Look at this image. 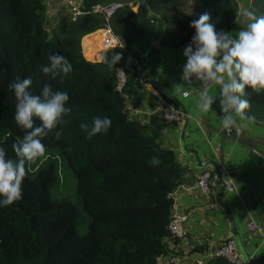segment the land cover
Listing matches in <instances>:
<instances>
[{
	"label": "trees",
	"instance_id": "1",
	"mask_svg": "<svg viewBox=\"0 0 264 264\" xmlns=\"http://www.w3.org/2000/svg\"><path fill=\"white\" fill-rule=\"evenodd\" d=\"M96 2L83 0V7ZM233 15L215 24L216 30L227 27ZM47 24L43 0H0V147L15 159L12 145L24 134L14 122L16 101L8 88L17 76L32 77L29 91L34 95L40 94L44 83L66 91L70 97L66 106L71 108L67 123L57 128L62 130L61 138L55 140L51 133L43 138L52 156L29 171L23 198L0 208V264H158L167 253L165 239L176 241L167 228L172 218L170 194L181 183L185 167L177 163L171 149L160 146L162 124H142L127 117L126 78L117 90L114 72L123 65L126 52L107 50L109 61L113 53L121 55L114 65L81 55L79 40L98 28L97 15L83 13L70 21L64 14L54 27ZM192 30L189 27L185 35ZM125 49L134 53L126 45ZM52 53L65 56L73 65L63 80H50L41 71ZM96 116L110 118L111 127L87 139L80 124H91ZM34 121L39 126L38 118ZM153 156L160 159L159 165L149 164ZM60 165L71 171L86 216L81 235L76 232L82 217L79 211L49 193L60 182ZM204 247L193 245L192 250Z\"/></svg>",
	"mask_w": 264,
	"mask_h": 264
},
{
	"label": "crops",
	"instance_id": "2",
	"mask_svg": "<svg viewBox=\"0 0 264 264\" xmlns=\"http://www.w3.org/2000/svg\"><path fill=\"white\" fill-rule=\"evenodd\" d=\"M112 2H121L123 7L109 18L107 24L135 57L133 69H126L124 75V111L128 118L139 123L162 124L158 136L160 146L171 149L177 163L185 167L181 183L170 194L171 217L184 216L180 221L183 235L175 242L165 239L167 253L158 258V264H166L169 254L180 255L179 264H194V254L198 251L192 250L193 245L207 248L226 237L233 238L228 216L216 201V186L210 187L205 194L192 187L202 170H209L213 175L210 165L196 166L195 156L200 162L212 160L222 165L221 178L230 180L232 190L223 189L220 196L247 255V261L240 255L235 264H264V90H245L244 98L252 97L247 112L255 116V122H247V127L238 126V136L223 134L218 101L212 105L211 112L199 113L196 107L198 82L185 84L180 94L172 90L173 84L182 83L186 58L178 46L188 36L185 34L192 19L207 12L212 18L218 15L215 24L221 25L234 13L228 26L219 31L235 33L244 26L235 17L238 7L244 5L255 8L258 15L264 14V0H154L151 3L146 0L145 20L137 11L139 0H97L96 3ZM44 5L48 24L52 26L66 13V9L56 3ZM141 23H146L143 28ZM157 27H160L159 32ZM101 28L103 25L100 26L98 21V28L79 40L81 55L86 60H92L84 52L96 50L103 35ZM163 101L173 103L182 112L181 124L162 120L160 107ZM184 120L181 149L179 132ZM243 123L237 118L238 125ZM209 202L214 206L210 207ZM248 222L260 225L262 235L248 231ZM205 264L223 263L210 259Z\"/></svg>",
	"mask_w": 264,
	"mask_h": 264
},
{
	"label": "clouds",
	"instance_id": "3",
	"mask_svg": "<svg viewBox=\"0 0 264 264\" xmlns=\"http://www.w3.org/2000/svg\"><path fill=\"white\" fill-rule=\"evenodd\" d=\"M235 17L244 25L235 33L217 31L207 12L190 21L189 27L195 34L183 50L186 63L182 67V83L172 86V90L180 94L185 84L198 82L196 107L199 113L211 112L212 105L218 101L220 123L225 130L247 127V122H255V116L246 111L251 105L244 98L245 90H264V14L258 15L255 8L240 5ZM119 46L124 47L122 43ZM48 59L49 64L41 71L50 80H63L73 71V65L59 53L50 54ZM120 59L119 53H113L110 61L106 55L101 57L102 61L113 65ZM32 83L30 76L23 79L17 76L8 85L16 101L14 122L24 134L12 145L15 159L9 158L6 150L0 147V208L23 198V182L31 171L30 166L46 158L43 138L51 133L59 140L62 130L57 128L67 123L65 117L71 113V108L66 106L70 99L66 91L44 83L40 94L34 95L29 91ZM34 118L40 121L39 126L35 125ZM237 118L245 123L238 125ZM111 123L108 117L96 116L91 124L82 122L80 129L91 139L106 132ZM160 163L155 156L149 160L152 166Z\"/></svg>",
	"mask_w": 264,
	"mask_h": 264
},
{
	"label": "built area",
	"instance_id": "4",
	"mask_svg": "<svg viewBox=\"0 0 264 264\" xmlns=\"http://www.w3.org/2000/svg\"><path fill=\"white\" fill-rule=\"evenodd\" d=\"M46 5L48 3H56L58 5L63 6L66 9V15L70 21H75L77 17L83 13H93V14H101L104 18L102 38L98 43V46L95 50L94 55L92 56V60L94 62H99L102 64L107 63L106 61H102V56H107V50L111 48L122 49L126 52V59L122 66H118L114 69L115 77H116V89L120 90L125 75V69H129L135 63V57L131 54L127 53L125 47L121 48L119 46L122 43V38L118 35L114 34L109 28L107 22L109 18H111L116 11L123 7V3L121 2H112L107 4L95 3L91 5L88 9L83 7V0H43ZM151 22V21H150ZM100 29V30H101ZM195 34V30L193 29L187 38L182 41L178 48L183 52L184 48L190 43L192 36ZM123 44V43H122ZM90 61V60H89ZM185 95V93H184ZM161 118L164 121H170L174 125H179L182 122L183 114L182 112L175 107V105L171 102L163 101L161 102L160 107ZM221 130L224 135H235L238 136L240 133V129L238 127H234L231 130H225L221 125ZM219 166L220 175L223 173L222 165ZM221 185L224 190L227 192L232 190L231 183L229 179L221 178ZM215 187L216 184L213 181V175L209 170H202L194 179L192 187L199 191L200 193H207L210 187ZM215 204V202L212 200ZM209 202V206L213 207L214 204ZM184 218L182 217H172L168 222L167 228L172 237L176 239L181 238L183 235V231L180 225V221ZM247 230L252 231L253 233H257L262 235V228L260 225L255 223L248 222L246 224ZM194 264H205L210 259H221L225 263L235 264L238 262L240 258V254L236 249L234 239L232 237H226L220 240L217 244L212 247L204 248L196 254H194ZM182 260V257L177 254H169L167 255L166 264H179Z\"/></svg>",
	"mask_w": 264,
	"mask_h": 264
},
{
	"label": "rangeland",
	"instance_id": "5",
	"mask_svg": "<svg viewBox=\"0 0 264 264\" xmlns=\"http://www.w3.org/2000/svg\"><path fill=\"white\" fill-rule=\"evenodd\" d=\"M50 25V24H49ZM47 24V27L49 26ZM56 25V24H55ZM54 25V26H55ZM52 26V25H51ZM52 26V27H54ZM50 30V28H48ZM49 156L51 157L52 154L46 153V158H41L40 161H38L35 165L30 166L32 170H35L36 168L40 167L43 163H45L48 159ZM58 173H59V183L55 184L54 186H51L49 189V193L52 198L54 199H65L69 202H71L75 208L79 211V213L82 215L80 218V224L78 225L76 232L78 235H81L85 231V226H86V219H84L86 216L83 215V211L81 209V205L79 203L78 197L75 192L74 188V177L69 169H67L65 166H61L58 168Z\"/></svg>",
	"mask_w": 264,
	"mask_h": 264
},
{
	"label": "water",
	"instance_id": "6",
	"mask_svg": "<svg viewBox=\"0 0 264 264\" xmlns=\"http://www.w3.org/2000/svg\"><path fill=\"white\" fill-rule=\"evenodd\" d=\"M145 3H146V0H139V2L137 4V11L139 12L140 18L142 20H145V6H146ZM97 17H98L99 25L102 26L103 25V21H104L103 16L101 14H98ZM156 30L159 32L160 31V27H157ZM152 79H153V77H152ZM174 103H176V102L174 101ZM185 123L186 122L184 120L182 126L180 127V132H179V146H180L181 149H182V136H183V130H184V127H185ZM195 159H196V166H198V167H203L205 165H210L212 167L213 181L216 184V187H215L216 201L219 203V205L223 208V210L225 211V213L228 216V219H229V222H230V230H231L232 236L234 238V242H235V246H236L237 251L241 255L242 259L244 261H247V255H246V253L244 252V250H243V248L241 246V243H240V240H239L237 234L233 230L232 218H231V215H230L229 210L227 208V205L225 203H223L222 200H221V196L220 195H221V192H222L223 188H222L221 180H220V172H219V169H218L219 166L217 165V163L215 161H212V160H205V161L200 162V161L197 160L196 156H195Z\"/></svg>",
	"mask_w": 264,
	"mask_h": 264
},
{
	"label": "bare ground",
	"instance_id": "7",
	"mask_svg": "<svg viewBox=\"0 0 264 264\" xmlns=\"http://www.w3.org/2000/svg\"><path fill=\"white\" fill-rule=\"evenodd\" d=\"M94 51H95V48L90 50V53L89 52H84L85 53V56L88 57V58H91L93 55H94Z\"/></svg>",
	"mask_w": 264,
	"mask_h": 264
}]
</instances>
